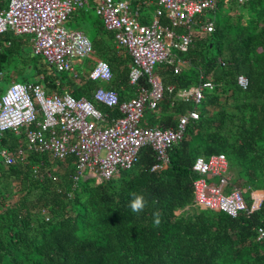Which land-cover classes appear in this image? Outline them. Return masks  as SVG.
<instances>
[{
    "label": "trees",
    "instance_id": "trees-1",
    "mask_svg": "<svg viewBox=\"0 0 264 264\" xmlns=\"http://www.w3.org/2000/svg\"><path fill=\"white\" fill-rule=\"evenodd\" d=\"M8 2L0 0V10ZM144 2L132 0V5L149 24L153 11ZM232 7L233 13H217V8L210 11L213 19L207 13L197 18L213 22L214 29L178 53L186 61L180 74L170 65L156 67L166 92L157 111H145L152 114L150 126L175 128L178 116L194 106L178 100L176 92L204 81L213 84L198 105L199 119L169 150L166 169L151 170L157 159L147 145L134 166L112 181L76 184L74 157L60 161L27 151L23 130L0 134V149H24L14 165L0 159V264H264V240H257L258 229H264V205L233 218L199 207L193 187L196 159L225 154L231 188L264 190V0ZM94 9L92 0V8L75 16L83 21ZM92 25L94 57L107 62L114 75L110 88L120 102L134 97L130 55L116 47L100 17ZM27 42L11 33L0 35V97L18 73L20 82L37 81L47 94L67 90L77 99L94 100L99 85L89 72L80 77L58 73ZM93 65L89 60V69ZM239 75L248 78L247 89L238 85ZM94 103L109 122L122 116L118 107ZM131 193L144 196L143 211H131ZM154 213H159L158 225Z\"/></svg>",
    "mask_w": 264,
    "mask_h": 264
},
{
    "label": "built area",
    "instance_id": "built-area-1",
    "mask_svg": "<svg viewBox=\"0 0 264 264\" xmlns=\"http://www.w3.org/2000/svg\"><path fill=\"white\" fill-rule=\"evenodd\" d=\"M93 1L96 14L106 30L113 33L117 47L132 59L129 83L136 87V96L120 102L114 89L98 87L94 100L89 101L77 99L67 90L47 94L37 81H13L0 97V134L7 131L19 134L23 130L27 151L48 153L60 161L72 156L76 165L75 183L90 181L97 185L131 169L140 150L147 145L156 153L152 171L169 166V150L184 139L189 124L199 119L198 105L213 84L204 81L176 92L178 100L194 106L178 116L175 128L144 126L146 109L157 111L166 92L156 67L170 65L176 75L180 74L186 61L178 53L186 52L197 38H204L214 29L213 22L197 18L214 11L221 3L243 4L250 0H145V5L153 8L149 24L141 21L132 0ZM88 4L89 0H9L8 6L0 10V35L31 37L33 53L43 57L58 73L70 72L80 77L84 74L82 66L78 70L75 62L95 60L89 79L110 85L114 81L111 67L94 58L91 40L81 30L66 28L70 16ZM237 82L242 89L249 86L245 75H239ZM167 90L173 92L175 87ZM94 102L107 108L118 107L122 116L109 122V116ZM23 154L24 149L17 153L0 149L5 166L14 165L17 156ZM192 169L197 175L193 183L195 202L202 209L236 218L264 205V190L231 188L225 154L198 157ZM42 214L46 221L50 220L45 209ZM257 233V240H264V229L259 228Z\"/></svg>",
    "mask_w": 264,
    "mask_h": 264
},
{
    "label": "rangeland",
    "instance_id": "rangeland-1",
    "mask_svg": "<svg viewBox=\"0 0 264 264\" xmlns=\"http://www.w3.org/2000/svg\"><path fill=\"white\" fill-rule=\"evenodd\" d=\"M91 6H86L85 8H92V0H89ZM233 7H232V4H226V5H223L222 3L219 5L218 9H217V13H220V12H225V13H233L234 10H232ZM79 11V10H77ZM74 12L71 16H70V19L69 21H67L66 23V28L69 29V30H81L82 32H84L87 37L92 40L94 38V36L96 35V32H95V29H94V26L92 25V21L93 20H97L99 19V17L96 15V11L95 9L94 10H91L90 11V14H91V18H84L83 21H81L80 19H77L76 18V14L78 12ZM152 11H153V8H152ZM146 14V12H143ZM215 17V13L214 12H209L206 14V18H214ZM23 39H27L29 38V36H22ZM87 60L85 61H76L75 62V65L77 67L78 70H81V66H82V71L83 73H88L90 71L89 69V66H88V63H86ZM79 63L81 64L79 66ZM19 74L18 73H15L14 76L12 77L13 80H16L18 78ZM17 82H20L18 79L16 80ZM78 83H81V82H78ZM98 85L100 87H104V88H108L109 87V84L107 83H103V82H97ZM207 92V91H205ZM152 117V114L151 112H147L145 113V117L143 119V123L146 124L148 123V121L150 120V118ZM241 185V184H240Z\"/></svg>",
    "mask_w": 264,
    "mask_h": 264
},
{
    "label": "clouds",
    "instance_id": "clouds-1",
    "mask_svg": "<svg viewBox=\"0 0 264 264\" xmlns=\"http://www.w3.org/2000/svg\"><path fill=\"white\" fill-rule=\"evenodd\" d=\"M130 195L133 197V199H131L129 203V207L131 211L133 213H139L143 211L146 206V201L144 199V196L138 195L136 193H131ZM154 216L156 217V219L154 220V223L158 225L160 223V220L158 218L159 213H154Z\"/></svg>",
    "mask_w": 264,
    "mask_h": 264
},
{
    "label": "crops",
    "instance_id": "crops-1",
    "mask_svg": "<svg viewBox=\"0 0 264 264\" xmlns=\"http://www.w3.org/2000/svg\"><path fill=\"white\" fill-rule=\"evenodd\" d=\"M94 6H95V5H94ZM4 8H6V7H4ZM80 10H81V9H80ZM26 40L28 41L27 43H28V45L30 46V48L32 49V45H31V37L27 38ZM115 44H116V43H115ZM116 47H117V45H116ZM117 48H119V47H117ZM94 58H95V57H94ZM95 59H97V58H95ZM90 60H92V59H90ZM88 61H89V60H88ZM88 61H87L86 63H88ZM92 61H93L94 64H95V60H92ZM82 66H83V65H82ZM93 66H94V65H93ZM93 66H92V67H93ZM92 67H91V68H92ZM72 74H73V73H72ZM13 81H16V80H13ZM16 82H17V81H16ZM35 82H36V81H35ZM21 83H22V82H21ZM110 86H111V84L109 85L108 88H110ZM98 87H100V86H98ZM136 94H137V92L135 93V96H136ZM135 96H134V97H135ZM128 99H130V98H128ZM146 126H150V125H147V124H146Z\"/></svg>",
    "mask_w": 264,
    "mask_h": 264
}]
</instances>
